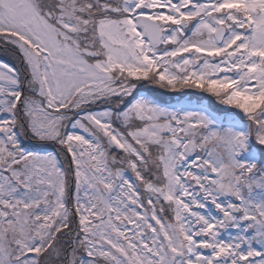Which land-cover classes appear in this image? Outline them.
<instances>
[{"label":"snow or ice","instance_id":"snow-or-ice-1","mask_svg":"<svg viewBox=\"0 0 264 264\" xmlns=\"http://www.w3.org/2000/svg\"><path fill=\"white\" fill-rule=\"evenodd\" d=\"M0 264H264V0H0Z\"/></svg>","mask_w":264,"mask_h":264}]
</instances>
